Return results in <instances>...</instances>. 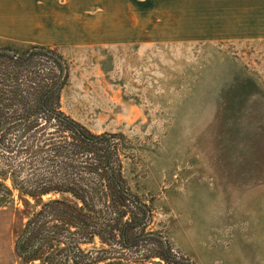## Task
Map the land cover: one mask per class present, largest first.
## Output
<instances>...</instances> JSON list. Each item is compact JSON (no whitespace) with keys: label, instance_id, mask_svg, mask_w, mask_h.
I'll return each instance as SVG.
<instances>
[{"label":"rangeland","instance_id":"obj_1","mask_svg":"<svg viewBox=\"0 0 264 264\" xmlns=\"http://www.w3.org/2000/svg\"><path fill=\"white\" fill-rule=\"evenodd\" d=\"M48 14L42 43L0 47L63 56L62 109L120 135L149 230L194 264H264V0H56ZM4 183L0 264H19L38 203Z\"/></svg>","mask_w":264,"mask_h":264},{"label":"trees","instance_id":"obj_2","mask_svg":"<svg viewBox=\"0 0 264 264\" xmlns=\"http://www.w3.org/2000/svg\"><path fill=\"white\" fill-rule=\"evenodd\" d=\"M68 65L54 49L0 47V194L38 205L15 236L19 264H194L124 177L120 135L67 114ZM99 243V246L96 244Z\"/></svg>","mask_w":264,"mask_h":264},{"label":"crops","instance_id":"obj_3","mask_svg":"<svg viewBox=\"0 0 264 264\" xmlns=\"http://www.w3.org/2000/svg\"><path fill=\"white\" fill-rule=\"evenodd\" d=\"M55 4L56 0H0V43L23 35L26 42L42 43L40 38L48 30L43 21Z\"/></svg>","mask_w":264,"mask_h":264}]
</instances>
